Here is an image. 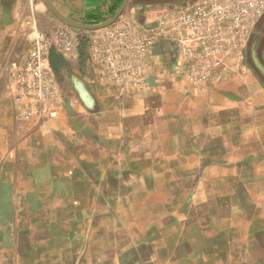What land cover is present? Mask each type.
Returning a JSON list of instances; mask_svg holds the SVG:
<instances>
[{
	"label": "rangeland",
	"instance_id": "1",
	"mask_svg": "<svg viewBox=\"0 0 264 264\" xmlns=\"http://www.w3.org/2000/svg\"><path fill=\"white\" fill-rule=\"evenodd\" d=\"M16 4L0 0V179L10 180L0 186V264H264L263 157L257 169L239 165L243 157L204 165L160 154L152 135L147 156H132L130 173L81 172L72 164L54 174L60 188L24 189L50 175L27 149L42 140L31 141L23 124L14 128L9 64L38 31L65 24L45 0ZM253 32L255 52L264 55V18ZM54 57L56 71L71 62ZM253 74L264 85V72ZM82 99L101 111L92 94Z\"/></svg>",
	"mask_w": 264,
	"mask_h": 264
},
{
	"label": "crops",
	"instance_id": "2",
	"mask_svg": "<svg viewBox=\"0 0 264 264\" xmlns=\"http://www.w3.org/2000/svg\"><path fill=\"white\" fill-rule=\"evenodd\" d=\"M123 1L52 0L64 17L88 26L111 20ZM200 1L129 0L121 17H132L146 28H154L171 13L190 9ZM21 2L26 5V0H17L14 6ZM43 18L51 22L44 13ZM93 19L100 20L99 24L89 23ZM71 28L86 36L93 32ZM253 31L241 61L227 66V73L232 75L229 81L192 86L178 70L173 45L161 40L154 46L146 69L147 80L140 89L106 83L83 52L78 60L62 64L57 73L63 104L56 119H21L25 105L16 103L9 92L18 120L14 128L23 124V133L32 137L31 141L42 140L32 148L28 144L27 149H31L36 164L44 165L50 175L41 185L33 178L24 189L60 188L63 180L54 174L61 166L68 169L72 164L81 172L130 173L136 165L132 156H147L152 135L160 154L198 157L204 165H210L209 159L215 157L222 166L243 157L239 165L257 169L255 160L264 158L263 130L259 128L264 125V85L253 72H264V55L255 52L257 39ZM33 38L9 67L30 49ZM7 85L10 90L9 74ZM87 93L93 95L101 111L92 109L93 102L82 99ZM3 162L0 160L1 173L6 171ZM2 182L10 180L0 179V186Z\"/></svg>",
	"mask_w": 264,
	"mask_h": 264
},
{
	"label": "built area",
	"instance_id": "3",
	"mask_svg": "<svg viewBox=\"0 0 264 264\" xmlns=\"http://www.w3.org/2000/svg\"><path fill=\"white\" fill-rule=\"evenodd\" d=\"M264 16V0H201L171 13L154 28L121 17L105 29L84 34L68 26L38 31L30 49L9 67V89L22 117L56 119L63 100L52 58L78 60L83 52L106 83L140 89L147 80L154 46L170 42L176 65L195 87L226 81L227 66L241 61L249 38Z\"/></svg>",
	"mask_w": 264,
	"mask_h": 264
},
{
	"label": "water",
	"instance_id": "4",
	"mask_svg": "<svg viewBox=\"0 0 264 264\" xmlns=\"http://www.w3.org/2000/svg\"><path fill=\"white\" fill-rule=\"evenodd\" d=\"M45 2L49 6V8L52 10V12L56 15V17L58 19H60L64 24H67L71 27L80 28V29H89L92 31L105 29L107 27L114 25L117 22V20L121 17V15L124 13V11L127 9L128 4H129V0H124L123 3L121 4V6L119 7V9L117 10L116 14L108 22L100 24V25H96V26H88V25H82V24L75 23V22L67 19L66 17H64L57 10V8L52 4V2L50 0H45Z\"/></svg>",
	"mask_w": 264,
	"mask_h": 264
},
{
	"label": "trees",
	"instance_id": "5",
	"mask_svg": "<svg viewBox=\"0 0 264 264\" xmlns=\"http://www.w3.org/2000/svg\"><path fill=\"white\" fill-rule=\"evenodd\" d=\"M118 5L120 6L121 4L119 3ZM119 6H118V7H119ZM118 7H117V9H118ZM99 22H100V20H96V19L94 20V19H93V20H92L91 22H89V23H91V24H99ZM55 62H56V57H53V58H52V65H53V67L56 69V67H55V64H56V63H55Z\"/></svg>",
	"mask_w": 264,
	"mask_h": 264
}]
</instances>
